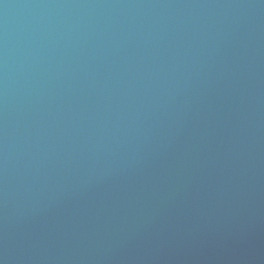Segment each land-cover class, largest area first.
Segmentation results:
<instances>
[{
    "label": "water",
    "instance_id": "water-1",
    "mask_svg": "<svg viewBox=\"0 0 264 264\" xmlns=\"http://www.w3.org/2000/svg\"><path fill=\"white\" fill-rule=\"evenodd\" d=\"M0 264H264V0H0Z\"/></svg>",
    "mask_w": 264,
    "mask_h": 264
}]
</instances>
